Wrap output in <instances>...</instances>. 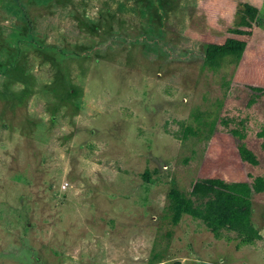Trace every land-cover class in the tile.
I'll use <instances>...</instances> for the list:
<instances>
[{"label":"rangeland","instance_id":"rangeland-1","mask_svg":"<svg viewBox=\"0 0 264 264\" xmlns=\"http://www.w3.org/2000/svg\"><path fill=\"white\" fill-rule=\"evenodd\" d=\"M263 126L264 0H0V264H264Z\"/></svg>","mask_w":264,"mask_h":264},{"label":"trees","instance_id":"trees-1","mask_svg":"<svg viewBox=\"0 0 264 264\" xmlns=\"http://www.w3.org/2000/svg\"><path fill=\"white\" fill-rule=\"evenodd\" d=\"M257 135L264 136V126ZM190 195L192 198L186 199L183 211L201 221L211 233L217 234L221 229L233 232L242 245L252 244L260 238L250 222L248 209L240 202L196 191H191Z\"/></svg>","mask_w":264,"mask_h":264}]
</instances>
